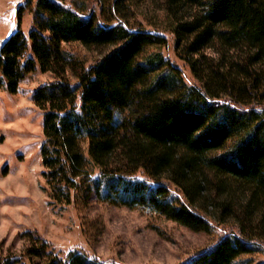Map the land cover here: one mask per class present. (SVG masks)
I'll list each match as a JSON object with an SVG mask.
<instances>
[{"label":"trees","instance_id":"trees-1","mask_svg":"<svg viewBox=\"0 0 264 264\" xmlns=\"http://www.w3.org/2000/svg\"><path fill=\"white\" fill-rule=\"evenodd\" d=\"M26 0L0 46V89L29 75L53 82L32 92L42 114L41 177L50 204L93 196L147 211L195 232L230 229L191 264H248L264 250V0ZM89 3V4H88ZM165 13L177 57L161 53L163 31L142 26L135 7ZM32 15L27 33L22 12ZM211 43L231 50L204 54ZM106 47L95 63L64 49ZM28 238L0 264H102L56 253Z\"/></svg>","mask_w":264,"mask_h":264},{"label":"rangeland","instance_id":"rangeland-1","mask_svg":"<svg viewBox=\"0 0 264 264\" xmlns=\"http://www.w3.org/2000/svg\"><path fill=\"white\" fill-rule=\"evenodd\" d=\"M81 6L85 0H66ZM94 3V0H87ZM26 0H0V46L18 27V9ZM88 3V4H89ZM142 26L163 31L168 45L161 53L180 68L188 85L194 80L174 49L170 24L164 12L148 5L135 7ZM32 15L24 10L20 29L27 33ZM89 66L98 61L107 48L85 50L77 44L64 47ZM231 50L211 43L204 54L217 56ZM53 82L49 74L27 76L14 95L0 89V251L21 254L29 247L28 238L51 244L56 253L84 255L102 264H191L194 259L226 236L230 229L214 226L210 234L195 233L147 211L111 206L91 196L70 206H56L44 190L41 177L40 146L42 114L31 95L38 87ZM248 264H264V250L243 256Z\"/></svg>","mask_w":264,"mask_h":264}]
</instances>
